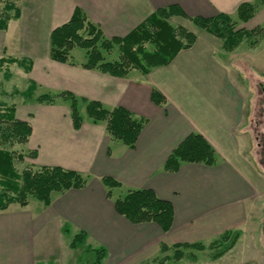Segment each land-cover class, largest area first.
<instances>
[{"label": "crops", "instance_id": "0c3cea01", "mask_svg": "<svg viewBox=\"0 0 264 264\" xmlns=\"http://www.w3.org/2000/svg\"><path fill=\"white\" fill-rule=\"evenodd\" d=\"M32 1L27 6L32 11L34 6L43 11L45 24L36 28L22 25L20 9L16 31L11 29V23L6 31H0V58L29 60L28 73L18 66L28 85H36L29 99L17 94L16 102H10L15 118L31 126V135L23 146L35 154L31 167H61L88 176V180L82 189L53 195L48 206L29 200L24 208L13 204L1 211L0 264H37V240L52 227L72 236L83 232L85 243L94 241L108 255L116 256L132 255L140 243L154 237L165 245H203L226 231L241 229L250 208L264 192V181L242 151L245 142L244 131L239 130L241 110L229 94L228 67L215 55L214 47L221 48L220 40L203 31L196 36L194 45L180 51L169 65L153 68L147 75L129 73L125 78H116L85 69L82 62L51 60L49 36L70 19L75 8L109 38L125 37L158 8L177 5L190 17L222 13L240 22L238 6L258 0ZM260 10L264 5L239 26L248 24L249 30L264 26L262 21L250 24ZM28 31L37 32V39L47 42V54L39 56L29 51ZM31 40V46L38 42L34 36ZM154 89L165 97V105L157 106L151 101ZM65 92L73 94L81 105L85 104L82 100L96 101L106 110L122 107L145 118L147 122L135 147L130 149L114 140L105 122H94L87 115L80 116L81 126L74 129L66 100L56 98L51 105L37 101L41 95ZM191 133L201 135L212 147L215 164L183 162L176 172L164 171L171 151ZM106 178L120 184L112 191L150 189L158 198L170 202L174 212L170 230L162 232L154 223L131 224L120 216L113 204L115 197L111 193L107 196Z\"/></svg>", "mask_w": 264, "mask_h": 264}, {"label": "trees", "instance_id": "16d2710c", "mask_svg": "<svg viewBox=\"0 0 264 264\" xmlns=\"http://www.w3.org/2000/svg\"><path fill=\"white\" fill-rule=\"evenodd\" d=\"M3 5L0 10V31H6L10 20L20 17V7L17 0H0ZM264 5V0L256 3H242L238 6L237 19L246 23L251 20L259 6ZM180 17L191 22L195 27L220 40L222 50L231 52L239 44L248 40L251 46L264 39V27L251 30L237 29L236 23L226 14L218 13L212 17L188 16L181 7L170 5L156 9L142 23L123 38L106 40L102 31L88 21L86 15L79 8H75L70 19L63 25L53 29L49 36V57L58 63L72 64L70 52L74 48L86 51V62L82 67L89 70H99L116 78H125L130 70H138L142 75H147L153 68L169 65L182 50L190 49L195 41V36L182 27H173L168 20ZM146 44L150 48L146 47ZM118 47L117 61L105 62L100 49L109 51L112 46ZM17 64L24 67L28 73L31 62L25 59L1 57L0 67L3 65ZM5 79L9 78L5 73ZM36 89L30 82L24 92L14 91L25 99H29ZM56 98H61L70 103V117L74 129L81 126V117L78 112V101L69 92L60 95H41L38 103L53 104ZM151 101L157 106L166 104L165 97L157 90H152ZM85 103V112L94 122H105L108 134L130 149L135 147L136 141L146 124V119L136 116L122 107L112 110L104 109L99 102L82 100ZM31 135V126L26 121L15 118L13 105L0 104V212L16 204L20 208L28 205L32 198L44 206H48L55 194H63L72 189H82L86 186L88 176L56 166L28 167L21 172L15 168V158L23 160L24 155L9 150L14 144H25ZM32 158L35 154L28 153ZM196 163L205 166L215 164L214 150L199 134L191 133L186 136L169 154L163 169L166 172H176L180 164ZM108 188L107 196H111L114 188L120 184L115 180L104 179ZM116 212L131 224L154 223L162 232H168L172 226L174 212L170 202L162 200L150 189L126 190L122 196L113 198ZM239 235L238 231H226L221 235L219 242L209 245L210 249H218L221 242L229 241L221 251L212 255L213 259L221 257L232 248ZM85 233L75 234L69 244L71 249L85 244ZM229 237V238H228ZM203 250L199 243H176L171 246L161 245V250L167 252L174 250V257H180V249ZM107 250L103 247H85L81 253L84 264H102L107 257Z\"/></svg>", "mask_w": 264, "mask_h": 264}, {"label": "rangeland", "instance_id": "374dc122", "mask_svg": "<svg viewBox=\"0 0 264 264\" xmlns=\"http://www.w3.org/2000/svg\"><path fill=\"white\" fill-rule=\"evenodd\" d=\"M29 1L17 0L20 9H23V20L20 23L29 25V28H36L39 27L38 24H45L47 21L45 13L37 11L34 5L32 11V8L30 9L29 5L27 6ZM2 7L3 5H0V10ZM260 11L259 16L255 18V22L250 23L251 25L257 23V21L264 22V10ZM16 20H10L8 23V25L11 23L10 26L13 31H16V27L19 26V22H15ZM168 22L173 27L180 26L191 32L195 38L197 35L200 36L201 33H204L203 30L195 27L184 18L173 17ZM235 23L237 29L249 30L250 25L239 26L241 22ZM28 36L29 41H32L31 36H34V39L38 41L33 46H31L29 41H27L28 43L26 42L28 47H30V49L28 48L30 52L33 51L39 56L42 53L47 54V42L42 43L41 38L37 39V32L28 31ZM103 36L106 40L123 38L117 36L108 38L104 34ZM146 47L150 48L147 44ZM218 47H214L215 55L229 70V94L236 99L241 110L242 118L239 130L244 131L245 142L242 151L248 156L249 161H252L257 167L256 171L262 175L261 178L264 181V156L260 148L264 145V39L257 41L254 46H251L248 40H244L231 52H225L222 47ZM100 53L105 62L117 61L119 57L118 47L115 45L109 51L100 49ZM70 57L72 64L73 61L84 64L86 62V51L81 48H74L70 52ZM6 72L9 75L8 79H5L4 76ZM129 73L141 74L138 70L133 69L128 71ZM27 85L28 80L18 65L5 64L0 67V104L11 106L10 102L13 100L16 102L17 99V94L14 91L24 92L27 89ZM78 104L80 116H85L86 105H81L80 102ZM23 145L14 144L7 147L15 155H24L23 160L15 158V168L18 172L31 167L30 163L33 159L28 155L29 152L26 151ZM111 194L117 197L122 196L124 192L115 190ZM259 199L257 204L255 203L254 207L250 208L247 221L241 229L230 230V233L238 231L239 235L232 248L217 259H213L212 255L217 251H221L224 246L228 245L229 241L233 243L231 238L228 237V241L221 242V246L218 249H210L209 245L221 241V236L209 243L204 242L202 251L181 248V256L174 257V250L163 252L161 250L162 244L154 237L148 243H140L138 245L139 250L137 249L132 255L116 256L111 253L107 255L102 264H264V192ZM29 200H32L36 205H42V203L32 198ZM73 236L59 233L56 227L49 229L37 240V264H84L81 260L82 251L87 246L98 248V245L94 241L89 240L83 246L71 249L69 244ZM166 245L171 246L172 244ZM118 253L117 251L116 254Z\"/></svg>", "mask_w": 264, "mask_h": 264}, {"label": "flooded vegetation", "instance_id": "af4514ba", "mask_svg": "<svg viewBox=\"0 0 264 264\" xmlns=\"http://www.w3.org/2000/svg\"><path fill=\"white\" fill-rule=\"evenodd\" d=\"M260 148L262 149L263 156H264V145H262Z\"/></svg>", "mask_w": 264, "mask_h": 264}]
</instances>
